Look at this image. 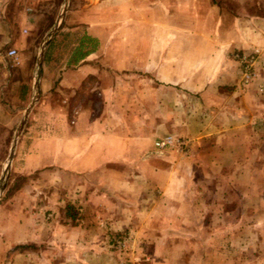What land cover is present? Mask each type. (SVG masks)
Listing matches in <instances>:
<instances>
[{
	"label": "crops",
	"instance_id": "1",
	"mask_svg": "<svg viewBox=\"0 0 264 264\" xmlns=\"http://www.w3.org/2000/svg\"><path fill=\"white\" fill-rule=\"evenodd\" d=\"M256 1L260 0H70L71 9L59 30L67 34L56 35L45 50L57 49L60 43L64 46V59L56 73L61 76L58 85L76 87L91 76L102 79L108 77L110 68V75L121 83L148 76L151 81L164 84L166 87L162 88L175 97L191 99L197 95L206 100L229 95L244 105L253 85L238 87L228 56L235 50L264 51V11ZM226 3L233 5V12L220 7ZM26 4V0H0L2 77L7 75L6 51L19 46L22 29L33 28L34 19L25 11ZM235 10L238 12L233 14ZM177 15L185 20L184 25H177ZM193 18L204 21V26L194 31ZM123 23H128V27ZM178 34L187 42L178 43L174 37ZM193 35L199 45H193ZM86 38L91 46L84 41L80 51L79 44ZM90 47L85 57L74 61L76 54ZM263 60L257 63V71L259 81L264 83ZM47 82L49 89L52 82ZM100 89L107 93L105 87ZM255 107L251 105L242 112L224 110V118L234 117V121L208 120L204 126L193 123L197 128L191 136L192 154L183 161L185 169L169 171L170 183L158 189L157 198L151 197L156 188L145 181L148 176L142 173L127 182L124 174L97 171L104 164L129 162L137 154L130 150L136 142L127 137L110 138L106 132L112 122L103 115L98 120H88L82 112L78 113L72 136L58 142L63 174L73 179L75 186L56 203L64 220L56 221L49 233L50 247L40 253L41 264H108L105 237L97 223L104 222L111 229L131 226L126 220L130 206L136 203L139 211L149 201L153 206L148 209L156 210V225L168 228V241L179 237L183 242L205 243L210 253L207 259H215V264H264V169L262 159L252 151L256 147ZM215 111L209 110L206 115ZM187 121L188 118L182 125L190 130ZM121 123L123 127L122 119ZM231 131L247 134L244 138H231ZM95 176L112 183L97 184L92 180ZM85 178L91 180L89 185L82 182ZM74 204L83 212L78 221L67 214ZM176 207L185 213L179 220L174 214ZM208 211L212 217H206ZM108 212L116 213L110 224ZM143 217L151 220L149 214ZM149 223L145 221L146 226ZM177 229L184 235L174 234Z\"/></svg>",
	"mask_w": 264,
	"mask_h": 264
},
{
	"label": "rangeland",
	"instance_id": "2",
	"mask_svg": "<svg viewBox=\"0 0 264 264\" xmlns=\"http://www.w3.org/2000/svg\"><path fill=\"white\" fill-rule=\"evenodd\" d=\"M257 4L259 7L258 5L256 7L264 11V0L258 1ZM220 7L232 12L234 10L232 4L226 3ZM70 9V0L27 1L25 11L34 19L33 28L22 29L19 46L8 48L15 50V59L9 58L6 61L4 68L7 75L2 77L0 74V264H41L40 253L48 251L49 233L55 228L56 221L64 220L57 204L66 195V190H71L75 186L73 179L63 174L61 167L63 160L61 155L59 156L61 152L58 142L72 136L78 113L82 112L88 120H98L103 115L104 119L112 122L110 130L106 132L110 138L124 140L122 138L127 137L128 140L136 142L130 149L137 151L136 157L129 162H114L103 166L98 164L101 169L98 168L97 171L106 169L108 173L115 175L124 174L123 179L127 182L142 173L144 177L148 176L145 181L156 188L151 197L157 198L158 189L170 183L167 177L170 170L185 169V166H182L183 161L192 154L191 136L192 133H196L197 128V125L192 124L199 123L204 126L208 120L217 119H221L222 122L227 119L234 121V117L224 118V110L242 112L241 110H249L251 105L256 106L258 113L253 131L256 147L252 148V151L262 159L264 169V83L259 81L261 76L257 71V63L264 59L263 50L257 48L248 51L235 50L228 56L238 87L244 89L248 85H253V88L249 89L248 100L244 105L238 104L234 97L231 98L229 95H215L206 100L199 99L197 95L191 99L184 96L178 98L173 93L165 91L164 84L153 82L148 76L125 79L126 81L121 83L120 79L116 80L110 75V68L108 77L102 79L91 76L85 77L83 79L85 81L76 87H72V84L58 85L61 76H56V73L57 67L64 59V52L61 51L64 46L60 43L58 48L52 51L45 50V46L51 39L55 40L56 35L67 34L59 30L62 29L63 17ZM62 10L61 20H58ZM236 12L238 10L233 14ZM177 16L175 20L177 25H184L185 20ZM191 23L194 31L204 26V21L201 22L199 18H193ZM124 24L128 27V23ZM54 28L55 32L45 43L38 57L40 46ZM174 37L178 43L187 42L185 38L180 39L184 37L182 34ZM68 41L70 43V39ZM68 41L66 40V43ZM191 41L193 45L200 43L195 35ZM241 56L252 57L249 67L252 76L247 82H243V64H240L237 58ZM38 58L40 59L37 66ZM48 80L52 82L49 89ZM35 82L37 87L34 86ZM100 87H105L107 93H101ZM110 90L112 93L108 92ZM30 106L22 128L16 135L25 111ZM209 110L216 111L208 116L206 114ZM186 118L190 130L182 125ZM121 119L125 124L123 127ZM235 123L233 122L232 126ZM246 134L229 132L231 138H244ZM165 135L185 140L187 154L179 157L170 149L160 151L153 149V141ZM12 145L9 168L4 173ZM96 178L95 176L92 180L97 184L111 182L109 179ZM82 182L89 185L91 180L85 178ZM80 183L81 180L78 184ZM49 206H52V209ZM150 206H153L150 201L139 211L136 203L130 206L132 210L126 220L131 226L111 229L104 222L102 225L97 223V228L105 237L104 247L108 251V264H215V259H207L210 253L205 243L183 242L179 237L168 241L169 237L165 236L168 228L156 225V210L152 207L149 210ZM70 208L71 210L67 211L68 217L74 218L75 221L83 218V212L78 211L75 204ZM174 212L178 220L185 214L179 207H176ZM146 214H149L151 220L143 217ZM165 215L167 216L166 213ZM112 216H116V213L108 212L110 218L108 224L111 223ZM207 216L212 217L213 213L208 211ZM147 220L150 223L146 226ZM175 232L174 234L184 235L178 229ZM154 237L158 239L154 240ZM159 239L161 243L157 242ZM189 255H193L192 258H188Z\"/></svg>",
	"mask_w": 264,
	"mask_h": 264
},
{
	"label": "built area",
	"instance_id": "3",
	"mask_svg": "<svg viewBox=\"0 0 264 264\" xmlns=\"http://www.w3.org/2000/svg\"><path fill=\"white\" fill-rule=\"evenodd\" d=\"M28 2H33L35 0H27ZM25 32V31H23ZM15 50L14 49H9L6 53L5 56L8 58H14L15 59ZM238 62L240 64H243V69H242V79L243 82H247L248 80L251 79V73L249 71V67L251 65L252 57H237ZM152 147L155 150H163V149H170L173 150L179 157H183L187 154V142L183 139L176 138L171 135H165L160 138H157L156 140L153 141Z\"/></svg>",
	"mask_w": 264,
	"mask_h": 264
},
{
	"label": "water",
	"instance_id": "4",
	"mask_svg": "<svg viewBox=\"0 0 264 264\" xmlns=\"http://www.w3.org/2000/svg\"><path fill=\"white\" fill-rule=\"evenodd\" d=\"M62 14H63V10H62L61 13L59 14L58 20H61ZM54 32H55V28L50 32V34H49L47 40L44 41L43 44L40 46L38 57H40L41 52H42V50H43V47H44L45 43L50 39V37L53 35ZM39 59H40V58H38V60H37V66H38V63H39ZM34 86L37 87V82H35ZM33 102H34V100L31 102V106L33 105ZM31 106L25 111V114H24V116H23V119L21 120L20 125H19V127H18V129H17L16 135H17V134L19 133V131L21 130L22 125H23V122H24V118H25V116L27 115V113L29 112ZM16 135H15V138H16ZM13 142H14V141H13ZM12 150H13V145H12L11 148H10V152H9V155H8V159H7V162H6V166H5V168H4V173H6L7 170H8V168H9V163H10V160H11V157H12ZM1 189H3V186L1 187Z\"/></svg>",
	"mask_w": 264,
	"mask_h": 264
},
{
	"label": "trees",
	"instance_id": "5",
	"mask_svg": "<svg viewBox=\"0 0 264 264\" xmlns=\"http://www.w3.org/2000/svg\"><path fill=\"white\" fill-rule=\"evenodd\" d=\"M51 41H53V39H51ZM84 41H86V45L88 46H91V43H90V40H87V38L86 39H84L83 40V42H81L80 44H79V46H80V51H82V48H83V46L85 45L84 44ZM91 50V47L88 49V50H86V51H83V52H79L78 54H76V57H75V60L74 61H78V60H80V59H82L83 57H85L87 54H88V52ZM88 78V77H87ZM83 81H85V80H82L81 82H80V84L83 82ZM79 84V85H80Z\"/></svg>",
	"mask_w": 264,
	"mask_h": 264
}]
</instances>
